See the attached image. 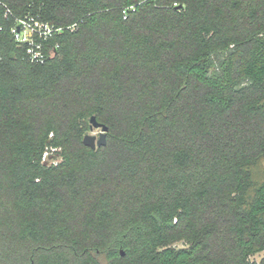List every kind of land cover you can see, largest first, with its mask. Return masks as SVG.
<instances>
[{"label": "trees", "instance_id": "obj_1", "mask_svg": "<svg viewBox=\"0 0 264 264\" xmlns=\"http://www.w3.org/2000/svg\"><path fill=\"white\" fill-rule=\"evenodd\" d=\"M0 1V264H264V0Z\"/></svg>", "mask_w": 264, "mask_h": 264}, {"label": "built area", "instance_id": "obj_2", "mask_svg": "<svg viewBox=\"0 0 264 264\" xmlns=\"http://www.w3.org/2000/svg\"><path fill=\"white\" fill-rule=\"evenodd\" d=\"M0 5L5 7L6 16L12 14V10L5 3L0 1ZM77 26L78 23L57 26L44 20L40 14H28L16 19L11 32L19 44L26 45L28 58L32 62L43 63L57 53L60 44L53 43V38L67 29L74 30ZM43 161H48V152L44 153Z\"/></svg>", "mask_w": 264, "mask_h": 264}, {"label": "water", "instance_id": "obj_3", "mask_svg": "<svg viewBox=\"0 0 264 264\" xmlns=\"http://www.w3.org/2000/svg\"><path fill=\"white\" fill-rule=\"evenodd\" d=\"M90 125L91 129H100L99 136L90 133L85 134L83 137L84 145L92 148L93 150H96L102 146H106L109 127L106 124L99 122L96 115L91 116ZM121 254L125 255V252L121 250Z\"/></svg>", "mask_w": 264, "mask_h": 264}, {"label": "rangeland", "instance_id": "obj_4", "mask_svg": "<svg viewBox=\"0 0 264 264\" xmlns=\"http://www.w3.org/2000/svg\"><path fill=\"white\" fill-rule=\"evenodd\" d=\"M99 132H100V129H96V128H94V129H90L89 131H88V133H90V134H95V135H97V136H99ZM60 160V158H59V156L58 155H53L51 158H50V162H57V161H59ZM263 169H264V164H263ZM179 246H182L181 244L179 245ZM264 258V252H261V253H258V254H256L255 256H253L252 257V259L253 260H255V261H257V262H260L262 259Z\"/></svg>", "mask_w": 264, "mask_h": 264}]
</instances>
